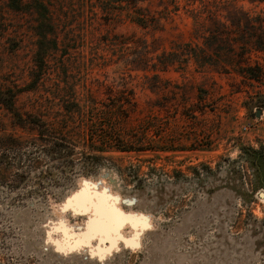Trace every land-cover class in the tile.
<instances>
[{
    "label": "rangeland",
    "instance_id": "rangeland-1",
    "mask_svg": "<svg viewBox=\"0 0 264 264\" xmlns=\"http://www.w3.org/2000/svg\"><path fill=\"white\" fill-rule=\"evenodd\" d=\"M104 1L21 0L15 11L0 0V90L36 87L15 103L30 113L24 127L0 105V264H264V74L248 80L172 54L203 45L200 0L138 2L158 18L148 27L132 8L104 12ZM228 4L264 10V1ZM46 18L58 46L41 61ZM249 55L264 71V50ZM108 86L134 92L126 126L154 116L159 134L149 135L163 148L93 160L79 147L73 163L52 155L34 124L50 120L40 102L69 88L106 100ZM94 204L125 219L114 240L84 235Z\"/></svg>",
    "mask_w": 264,
    "mask_h": 264
},
{
    "label": "trees",
    "instance_id": "trees-1",
    "mask_svg": "<svg viewBox=\"0 0 264 264\" xmlns=\"http://www.w3.org/2000/svg\"><path fill=\"white\" fill-rule=\"evenodd\" d=\"M140 1L146 0H106L103 2L102 9L109 13L116 8H132L135 14H129L139 25L143 27L155 25L158 18L142 6H137ZM200 1L201 7H194L192 12L196 22L194 34L196 38L203 40V45L193 44V42L179 43L178 50L183 45L188 48L174 51L172 54L181 56L185 61L193 57L202 67L214 66L227 72L235 69L244 79H260L264 71L259 64L251 63L249 53L253 49L264 50V10L258 12L244 9L228 4L229 0H215L213 5H210V0ZM173 2L176 1L173 0ZM8 6L15 11L23 9L21 0H10ZM42 7L48 14V7L44 5ZM175 9H179L178 5ZM45 26L47 28L45 42L39 45L36 52L38 57H43L41 61H45L47 53L57 49L58 46L54 26L47 21V18ZM50 44L53 49L48 47ZM162 63H166V60ZM36 65L39 71L38 63ZM37 81L38 76L33 75L32 82ZM35 88L28 84L16 89L3 86L0 90V105L10 111L22 127H24L23 114L30 113L17 109L15 103L20 94L36 90ZM107 94L106 100L98 99L88 89L86 95L78 97L75 91L69 88L64 95L58 97L59 101L56 100L57 97L46 96L48 99L40 102L39 114L47 115L50 120L42 125L39 121H34V124L42 130L41 136H48L49 150L54 153L52 155L58 154L67 163H73L74 151L79 147L90 151L91 153H85L84 157L93 160H97L102 153L108 151H143L163 148L154 144L155 138L149 135L150 130H154L156 135L159 134L154 123L156 119L154 116L143 120L139 128L126 126L138 106L132 90L126 88L119 90L118 94H113L112 86H108Z\"/></svg>",
    "mask_w": 264,
    "mask_h": 264
},
{
    "label": "snow or ice",
    "instance_id": "snow-or-ice-1",
    "mask_svg": "<svg viewBox=\"0 0 264 264\" xmlns=\"http://www.w3.org/2000/svg\"><path fill=\"white\" fill-rule=\"evenodd\" d=\"M80 197H85V202L91 204V197L87 196L86 193L78 194L77 199L79 200ZM92 206L96 208L98 219L95 221H90V230L95 228V230L105 232L108 231L114 222V218L112 216V212L114 210H110L106 205L103 204H94Z\"/></svg>",
    "mask_w": 264,
    "mask_h": 264
},
{
    "label": "bare ground",
    "instance_id": "bare-ground-1",
    "mask_svg": "<svg viewBox=\"0 0 264 264\" xmlns=\"http://www.w3.org/2000/svg\"><path fill=\"white\" fill-rule=\"evenodd\" d=\"M112 216L114 218V222H113L111 228L108 231L105 232V231L95 230V228L90 230V227H88V230H87V232L84 235H86L87 237H90V236H93V235H95V236L98 235V236H100L101 239L108 237V238L111 239V241L114 240L115 239L114 237L117 236V235L114 236V233H115V231H117V229L119 230V228H118L119 226L117 225V222H119V223L121 221L123 222L125 219L123 217H122V219L118 218L119 216L117 214L113 213V212H112ZM118 233H120V232L118 231Z\"/></svg>",
    "mask_w": 264,
    "mask_h": 264
},
{
    "label": "water",
    "instance_id": "water-1",
    "mask_svg": "<svg viewBox=\"0 0 264 264\" xmlns=\"http://www.w3.org/2000/svg\"><path fill=\"white\" fill-rule=\"evenodd\" d=\"M260 194H261V195H264V193H263V192H261Z\"/></svg>",
    "mask_w": 264,
    "mask_h": 264
}]
</instances>
